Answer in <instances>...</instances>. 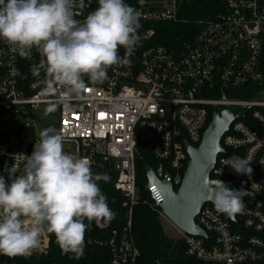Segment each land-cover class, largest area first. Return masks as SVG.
<instances>
[{"label": "built area", "instance_id": "built-area-1", "mask_svg": "<svg viewBox=\"0 0 264 264\" xmlns=\"http://www.w3.org/2000/svg\"><path fill=\"white\" fill-rule=\"evenodd\" d=\"M191 2L125 0L141 14L139 44L128 57L130 63L110 67L103 84L91 86L82 97H73L75 110L71 112L61 105L47 113L60 93L46 92L44 72L34 73L42 59L38 50L33 48L29 57L22 58L0 39V114L44 121L45 128L53 127L63 136L66 153L91 161L93 173L102 174L103 168L117 173L113 187L124 197L125 224L121 230H111L112 220L92 221L89 233L108 236L89 237L81 260L95 248H105L109 253L105 264H137L140 251L132 235V211L140 203L160 221L174 224L160 207L163 197L156 186L146 190L147 181L146 197L140 196L136 172L139 143L157 163L152 168L156 178L166 180L177 192L189 161L185 142L195 148L200 145L214 106H244L250 112L246 119L235 121L222 138L225 153L218 156L211 179L254 177L245 187L252 194L243 198L245 210L233 222L213 204L204 205L195 222L207 238L174 226L191 258L214 264H264V102L253 101L264 92V0H222L223 9L197 20L194 40L175 54L157 44L154 26L179 22ZM97 7L98 0H84V7L74 8V18L83 21ZM125 54L121 47L119 55ZM84 79L88 81L86 76ZM249 86L257 88L251 99L228 94ZM38 140L28 126L18 128L14 137L0 133V174L5 172L7 179L10 173L22 174L25 158ZM233 155L250 161V176L221 163ZM41 239V246L31 255L16 257L48 256L50 234ZM16 257L0 254V263L8 264Z\"/></svg>", "mask_w": 264, "mask_h": 264}, {"label": "clouds", "instance_id": "clouds-1", "mask_svg": "<svg viewBox=\"0 0 264 264\" xmlns=\"http://www.w3.org/2000/svg\"><path fill=\"white\" fill-rule=\"evenodd\" d=\"M77 6L84 7V0H0V39L22 58L37 49L42 59L34 73L44 72L46 92L60 93L47 113L61 105L65 112L74 111L72 98L103 84L110 67L130 63L139 44L141 14L125 0H98L83 21L74 18ZM249 162L235 155L221 161L250 176ZM109 179L93 173L89 159L66 153L55 128L41 130L22 174L0 175V254L31 255L43 236L54 234L62 254L81 259L90 223L115 217L98 183ZM205 187L217 212L234 219L245 210L243 197L250 194L245 190L229 189L221 180H206Z\"/></svg>", "mask_w": 264, "mask_h": 264}, {"label": "trees", "instance_id": "trees-1", "mask_svg": "<svg viewBox=\"0 0 264 264\" xmlns=\"http://www.w3.org/2000/svg\"><path fill=\"white\" fill-rule=\"evenodd\" d=\"M222 9V0H192L190 8L181 13L179 22L154 26L157 30V44L166 47L175 54H179L182 51L184 43H191L197 35L198 29L195 22L200 19H207ZM228 94L237 99L248 100L257 94V88L249 86L236 92H229ZM211 95L209 93L208 96ZM210 122L211 118L209 119ZM156 164L155 159L147 152L144 145L139 143L136 153V172L137 186L142 198L146 197L143 181L147 178L144 166L149 165L155 168ZM102 174H107L110 178L107 182L101 180L98 183L102 192L108 198L110 208L115 213V217L112 219L111 230H121L126 221V210L122 208L124 197L113 187L117 173L103 168ZM132 235L140 251L137 264H214L204 263L187 256L184 243L181 240L174 241L168 238L164 234L158 216L143 203L133 208ZM107 236V233L97 231L89 233L87 230L85 247L89 237L106 238ZM50 237L51 249L48 256L32 259L16 257L10 260L8 264H105L108 260L109 253L105 248H95L91 256L89 255L84 260H77L71 255L62 254L61 249L56 243L55 235L50 234Z\"/></svg>", "mask_w": 264, "mask_h": 264}, {"label": "water", "instance_id": "water-1", "mask_svg": "<svg viewBox=\"0 0 264 264\" xmlns=\"http://www.w3.org/2000/svg\"><path fill=\"white\" fill-rule=\"evenodd\" d=\"M253 101L264 102V92L258 94ZM249 112L250 108L244 106H214L212 108L211 122L203 134L200 145L195 148L190 143L185 142L189 161L181 186L177 192H174L172 185L166 180L159 181L151 166H144V172L148 181L146 190H149L152 186L157 187L163 197L160 207L164 214L189 235L207 238L206 233L195 222L204 205L213 204L207 199L208 189L205 187V181L207 180L209 184L214 181L211 179V173L216 165L218 156L225 153L224 148L221 146L222 138L235 121L246 119ZM216 148L221 149V151L213 155ZM253 179L254 177H247L234 181H221L229 189H243L246 191L245 187ZM251 197L252 194L250 193L243 198ZM230 219L233 222L236 221L235 218Z\"/></svg>", "mask_w": 264, "mask_h": 264}, {"label": "rangeland", "instance_id": "rangeland-1", "mask_svg": "<svg viewBox=\"0 0 264 264\" xmlns=\"http://www.w3.org/2000/svg\"><path fill=\"white\" fill-rule=\"evenodd\" d=\"M26 128V126L33 128V131L35 132L37 138H39V133L41 130L45 128L44 121H38L37 118H34L32 116L27 117H17L12 118L9 114H0V133H7L10 134L11 137H14V134L16 133L18 128ZM0 175L5 176V172H2ZM143 184L146 186L147 179L143 181ZM161 226L164 231V234L174 240L179 241L181 233L175 228L174 224H171L165 220H161Z\"/></svg>", "mask_w": 264, "mask_h": 264}, {"label": "snow or ice", "instance_id": "snow-or-ice-1", "mask_svg": "<svg viewBox=\"0 0 264 264\" xmlns=\"http://www.w3.org/2000/svg\"><path fill=\"white\" fill-rule=\"evenodd\" d=\"M104 114L102 113L101 116H103Z\"/></svg>", "mask_w": 264, "mask_h": 264}]
</instances>
